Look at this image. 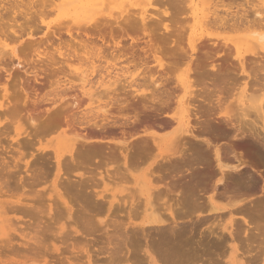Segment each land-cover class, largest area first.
Returning a JSON list of instances; mask_svg holds the SVG:
<instances>
[{
	"label": "bare ground",
	"instance_id": "1",
	"mask_svg": "<svg viewBox=\"0 0 264 264\" xmlns=\"http://www.w3.org/2000/svg\"><path fill=\"white\" fill-rule=\"evenodd\" d=\"M145 1L134 11H117L125 0H0V118L6 121L0 122V243L10 252L19 251L14 244L26 251L30 244L46 250L47 234L54 238L55 232L57 240L79 236L85 242L100 232L106 245L101 247L94 236L102 243L96 241L100 250L94 247L93 255L103 258L94 259L91 247L90 253L86 245L85 251L77 246L86 255L84 264L100 259L104 264H264V55L236 59L235 68L228 58H215L209 44L183 51L176 25L187 20L178 17L190 12L196 19L199 3ZM153 3L164 9L149 12L145 7ZM62 10L68 23L63 18L55 25L56 20L46 22ZM215 11L208 13L212 18H205L204 27H256L257 45L251 44L264 47L259 12L249 20ZM109 58L125 60L134 69L99 73L95 86L81 87L97 74L94 59ZM73 59L88 63V71L73 67ZM179 66H184L182 74ZM71 73L81 83L80 93L66 97L76 91L75 81L61 88L60 77ZM237 87L244 103L231 98ZM66 98H71L67 105ZM83 100L88 110H80L79 119L74 112V118L70 111ZM45 102L51 108L37 122L32 113ZM23 112L30 131L14 127ZM57 129L47 151L35 148ZM163 145L168 152L155 153ZM34 148L35 153L27 152ZM146 163L149 168L139 171ZM138 177L148 184L143 203L128 187L137 186ZM111 188L123 196L118 199ZM41 214L49 224L38 231L46 235H32L35 221L45 220ZM13 218L35 225L15 226ZM52 246L51 252L59 251ZM25 253L23 262L41 264L37 254L30 259Z\"/></svg>",
	"mask_w": 264,
	"mask_h": 264
},
{
	"label": "rangeland",
	"instance_id": "2",
	"mask_svg": "<svg viewBox=\"0 0 264 264\" xmlns=\"http://www.w3.org/2000/svg\"><path fill=\"white\" fill-rule=\"evenodd\" d=\"M197 1V3H199V11L197 12L198 13V16L196 17V19L195 18H192L191 17V14H190V12L189 13H187L186 14V16H184V15H179V19L180 18H182V19H186L187 21H184L185 23H181V24H178V25H176V27H179V29H180V32H181V35H180V42H179V44H180V47L183 49V51H186V52H190V47L191 46H194V45H196V46H198V48L201 46V45H203V44H209V46H208V51L211 53V54H217V55H215V58H219L220 56L223 58H228L227 60H229L230 62H233V64L232 65H234V67L236 68V64H237V67H238V63H236L237 61H236V59L238 60L239 58H242V57H244L245 59H247V60H249L250 58H252V56L255 54V53H258V54H260V55H264V47H253L254 45L253 44H256L255 43V40H256V37H254L255 36V34L252 32V30L254 29V28H256V27H253L252 29H249V30H247L248 28H247V26L245 25V26H243L242 28H241V30L239 31L238 29H236V30H231V29H223V30H221V29H218V30H216V29H212V28H210V27H204L205 25H204V21H205V24H206V20L207 19H209V17H211L212 18V16L210 15V14H213V11H215V13L217 14V15H219V16H221L222 15V17H225L226 16V18H237V16L239 17H242L241 15H244V17L245 16H247V19H252L253 18V12L254 13H258L259 12V14L261 15V18H264V0H220L219 1V3L220 4H217V5H215L213 2H214V0L212 1V0H196ZM213 3V4H212ZM154 4H156V3H153L152 5H149V6H146L145 8L147 9V10H149V12H151V13H154L155 11L156 12H160V11H162L164 8L163 7H160V6H158L157 4L156 5H154ZM146 5V1L145 0H129V1H127V0H125V3H122L120 6H119V8L117 9V11H120V10H128L129 8L130 9H133V11L134 10H136V9H139L140 7H143V6H145ZM211 5V6H210ZM220 5V6H219ZM215 6H217V7H215ZM222 6V7H221ZM129 7V8H128ZM127 8V9H126ZM202 8V9H201ZM215 8V9H214ZM67 9V8H66ZM129 9V10H130ZM263 10V11H261V10ZM128 10V11H129ZM132 11V10H131ZM256 11V12H255ZM60 12H62V13H64V15L62 14V16H61V13ZM58 11V12H54V13H52V14H50L49 15V18L47 17V19H45V20H47L46 22H48V23H52L53 22V20H56L55 21V23L53 22V25H55L56 24V22H57V20H58V23H59V19H61V18H63V20L61 19V22L62 23H68V21H67V19H68V14H65V12H63V10L62 11ZM202 12V13H201ZM67 13V12H66ZM208 13H210V14H208ZM58 14H60V15H58ZM171 13H169V15H170ZM235 14L237 15V16H235ZM59 16H61V17H59ZM233 16V17H232ZM67 17V19H65ZM250 17H252V18H250ZM205 18H207V19H205ZM210 18V19H211ZM210 19L209 20H207V22H209L210 21ZM64 20H66V21H64ZM195 20V21H194ZM197 20V21H196ZM234 20V19H233ZM20 21V20H19ZM22 21V20H21ZM60 22V23H61ZM166 24L167 25H171L170 24V22H169V20H167L166 21ZM52 25V26H53ZM173 25H171V27H172ZM238 30V31H237ZM139 34H141V35H139ZM131 35V34H130ZM135 33L133 34L132 33V37H134L135 38V36H136V38H137V35L139 36L138 38L139 39H141L142 41H144V40H146V38H144V36L145 35H142V33H138V34H136L135 36ZM64 37V39L66 40V39H68V37L67 36H63ZM146 37V36H145ZM37 39L39 38L40 39V37H36ZM137 38V39H138ZM38 39V40H39ZM37 40V41H38ZM125 40V39H124ZM58 40L56 39V40H54V45L55 46H57L58 44L57 43H60V42H57ZM67 41V40H66ZM126 42L128 41L129 42V40H125ZM208 41H210V42H213L214 43V45H212L211 43H208ZM127 42V43H128ZM251 42L253 43V44H251ZM57 44V45H56ZM100 44V43H99ZM210 45H212L211 46V48L212 49H210ZM257 45V44H256ZM63 49H62V52H66L67 50H68V48H67V50L66 49H64V48H66V46H63L62 47ZM64 50V51H63ZM78 52H79V50H77ZM67 53H68V51H67ZM79 53H82V51L80 50V52ZM75 60L76 59H73L71 62H70V64H72V65H74L73 67H75V68H81L80 66H82V68H81V70H84V71H88V67L89 66H86V64L88 65V63H83V62H78V61H76L75 62ZM108 60V61H107ZM107 60H104L103 61V59H101V60H96V59H94V61L93 62H95V64H94V66H95V71L97 72V74L96 73H94L93 74V76L92 77H89L90 78V80H89V78H88V80H89V82L87 83H83V84H81V87H84V89H88L89 88V86H95L96 85V83L97 82H99V73H101L102 74V72H103V74L105 73V74H107L105 71H109L110 73H111V75L113 76L114 74H121L122 72H126L127 70L129 71H133V65H130V64H127V62H124L125 60H118V61H112V60H110V58L109 59H107ZM74 64H73V63ZM80 63V64H79ZM82 63V64H81ZM99 63V64H98ZM79 66H78V65ZM85 64V65H84ZM127 65V66H126ZM86 66V67H85ZM99 67V68H98ZM184 67V66H183ZM182 66H179V70H178V73L179 74H182V72L184 71ZM102 70H101V69ZM123 68V69H122ZM87 69V70H86ZM99 69H100V72H99ZM122 70V71H121ZM90 72V71H89ZM67 73H68V70H67ZM69 74V73H68ZM72 74V73H71ZM70 74V75H71ZM70 75H67V77H60V82L61 83H63V84H60V86H61V88H68V87H70L71 85H72V83L73 82H69L71 85H68L67 86V82H68V80H70V81H75L74 82V84L72 85V87H76V91H75V88H73V90H74V92L72 93L71 91H73V90H71V91H68L67 92V94L65 95L66 97H71V96H74V94H76V95H78L79 96V93H80V84L79 83H76V78L77 77H75L74 76V74H72L71 76ZM72 76H74V77H72ZM75 78V79H74ZM78 79H79V77H78ZM78 79H77V82H79L78 81ZM63 81V82H62ZM91 82V83H90ZM68 83V84H69ZM93 83V84H92ZM95 83V84H94ZM64 84L66 85V86H64ZM84 84H88V86H83ZM92 84V85H91ZM64 86V87H63ZM239 92H240V87H237L236 89H235V91H234V94H233V96L231 97L232 99H233V101L234 102H236V104L237 103H244V101L246 100L245 98H243L241 95H239ZM17 94H19V93H17ZM19 96V95H18ZM22 96V95H21ZM242 97V98H241ZM231 98H230V100H231ZM19 99L21 100H23V96L22 97H20L19 96ZM21 100V101H22ZM66 100H67V98H66ZM229 100V99H228ZM243 100V101H242ZM21 101L18 103L19 105H21L22 103H21ZM84 101V103L82 102L81 104H80V106H79V109H75V111L74 110H72L70 107L69 108H67L65 105H63L62 107H64V108H66L65 110H68V111H70V110H72V111H70L71 113L73 112V117L75 118L76 117V114H77V117L76 118H78L79 119V116H80V112L82 111V110H84V109H86V110H88V108H86L87 107V101L86 100H83ZM14 102V101H13ZM71 102V98H68V100L66 101V102H64V104H69V103ZM250 102V101H249ZM86 107H85V106ZM22 106V105H21ZM21 106H19V108H21ZM85 107V108H84ZM37 108V107H36ZM35 108V109H36ZM49 108H51V104H49V102H45V103H41V105H39L38 106V108L36 109V110H34L33 112L34 113H32V118L35 120H37V122H41V120L43 121V120H45V116L47 115V114H45L46 112L45 111H47ZM84 108V109H83ZM22 109L23 108H21V110L20 111H22ZM29 109H31L30 107H29ZM70 109V110H69ZM81 110V111H80ZM19 111V112H20ZM67 112V111H66ZM65 112V113H66ZM76 114H75V113ZM41 113V114H40ZM44 113V114H43ZM24 114V115H23ZM43 114V115H42ZM68 114H69V112H68ZM19 115H21V117H19V120H17L15 123H14V127L15 128H17V129H21V127H23V130L25 129V130H27V131H30V127L28 126V124H27V117H28V115H25V113L23 112L22 114H20L19 113ZM45 115V116H44ZM65 115V114H64ZM67 115V114H66ZM65 115V116H66ZM70 115V114H69ZM68 115V116H69ZM42 117V119H41V117ZM71 116V115H70ZM44 117V118H43ZM64 117V116H63ZM40 120H39V119ZM68 118V117H67ZM1 120H0V122L1 123H5L6 121L1 117L0 118ZM64 119L66 120V117H64ZM69 119V118H68ZM71 119H72V116H71ZM71 119H69V120H67V121H70ZM61 120H63L62 118H61ZM64 127V126H63ZM62 128V127H61ZM76 130H78V132H81V131H79V127H77L76 126ZM18 130H16L15 131V133L17 132ZM61 131V129H57V132L54 134V135H50V136H45L44 138H42L41 139V141H40V144L38 145H35V148L37 149L38 147H42V148H44L45 150L51 145V143H52V140L54 139V137L59 133ZM159 131V130H158ZM161 131V130H160ZM159 131V132H160ZM76 133H77V131H76ZM160 133H162V132H160ZM164 133V132H163ZM12 135H14V133H12ZM166 147V145H163V146H160L157 150H156V152L155 153H160L161 152V154H165V152H168V150H166V149H164ZM35 148L33 149V150H28L27 152L28 153H31V152H33V153H35ZM47 151V150H46ZM155 151V150H154ZM147 168H149V165L146 163V165L144 166H142V169H141V167H140V170L139 171H142L143 173H144V171L145 170H147ZM257 169H260L261 170V167H258ZM53 173H54V169H53V171H52ZM51 172V173H52ZM138 173V172H137ZM138 174H140V172L138 173ZM51 177H53V176H51ZM50 179H52V178H50ZM50 179L48 178V182L50 181ZM138 181H137V186H133L132 187V185H134V183L133 182H131V183H133V184H130L128 187H129V189H130V191H131V189H132V195H134L135 196V198L137 199V196H140V197H138V198H140V199H138L139 200V202H141L142 201V203H143V200H144V198L146 197V195H147V186H148V184L146 185V181H143L142 180V178H139L138 177V179H137ZM62 181V180H61ZM47 182V184L48 185H46L45 186V188L46 187H48L49 186V183ZM139 182H141V184H139ZM112 189V188H111ZM134 189H136L137 190V192H135L136 190H134ZM62 189H60L59 188V191H61ZM117 188H113L111 191H112V194H115L117 197H118V199L120 198L119 196H123V194H118L117 193ZM134 191V192H133ZM139 191V192H138ZM62 192V191H61ZM60 192V193H61ZM117 193V194H116ZM136 194V195H135ZM125 195V194H124ZM142 199V200H141ZM46 210V209H45ZM45 210L43 209V212H45ZM42 212V213H43ZM46 213V212H45ZM102 213L103 212H101L100 213V215H102ZM44 214V213H43ZM42 215V214H41ZM40 215V216H41ZM104 215V214H103ZM39 216V215H38ZM39 216V217H40ZM42 216H44V215H42ZM39 217H37L38 219H39ZM41 218V217H40ZM45 220H43V219H39V220H42L41 222H39L38 223V221L36 220L35 222H37L36 223V225L38 224V225H40L39 227H38V225H37V227H36V231H34V229L35 228H33V227H35V226H33V227H31L30 228V231L31 232H29L28 231V229L26 230L27 232H29V233H38V235L40 236V234H45V233H40L39 234V232L42 230L43 232H44V228H46V226H48V225H46V223L48 222V220H47V222H46V217L44 216L43 217ZM14 220V221H13ZM13 220H12V222H13V225L15 224V223H17V224H15V226H18V224H20V225H29V224H27V223H30L31 225H33L32 224V222L31 221H33V223H34V220H31L30 222L29 221H27V219H24V220H21V219H19V221L16 219V218H13ZM22 221V223H23V221L24 222H26L25 224H22V223H20ZM43 221H45V222H43ZM64 221V220H63ZM15 222V223H14ZM19 222V223H18ZM45 223V224H44ZM66 223L67 222H65L64 224H65V227L67 228V225H66ZM69 223V222H68ZM67 223V224H68ZM46 225V226H44V225ZM48 224H49V222H48ZM31 225H29V226H31ZM34 225H35V223H34ZM43 227H42V226ZM70 225V224H69ZM68 225V226H69ZM23 226V227H24ZM41 227H42V229H41ZM18 228H21L20 226L18 227ZM65 228V229H66ZM40 229V231H38ZM68 229V228H67ZM54 230H56L55 228H54ZM53 230V231H54ZM34 231V232H33ZM41 231V232H42ZM68 231V230H67ZM50 233V232H49ZM53 233V232H52ZM56 233H57V230H56ZM95 233V232H94ZM92 234L91 233V235L92 236H90L91 238H92V240L91 241H88V240H90V238H88V239H85V240H87V241H85L84 242V240L82 241V240H80V237L78 236H76V238L77 239H73V237L75 238V236H73L72 238H71V236L70 237H68V238H71V240L70 239H68V240H65V239H63V240H59L60 238H58V240L59 241H61V242H59L58 240H57V235H55V232L53 233L54 234V236L56 237V240H55V237L53 238V237H51V236H53V235H51V233L48 235L47 234V236L48 237H46L45 235H42L43 237L45 236V238H47V239H45V238H43V244H45V242H46V244L45 245H43V246H46V247H48V248H46V250H45V247L42 249V246L40 245V247H41V249L40 248H38L39 247V245L37 246V245H34V244H30V247H28V251H26L25 249H27V248H21V247H18L17 246V244H14L13 246H14V248H18L19 249V251L18 250H16L15 249V252L14 251H11L10 252V250H7L1 243H0V245L1 246H3L2 248L4 249H1V246H0V264H31L30 262H27V259H26V262H23V260L25 261V259H23V256H21L24 252H26L25 253V255H27V257L29 256L30 257V259L33 257H36L35 259H37L38 257L37 256H39V260H40V263L41 264H69L70 262H68V261H71L73 264H75L76 263V261L78 262V260H79V263L78 264H81L80 263V261H81V256H78L77 254H76V249H78L79 250V248H77V246L78 247H80V248H83L85 245L87 246H85L84 248H86L87 250H88V248L89 247H91L92 248V250H93V252H92V255L94 254V252L96 251V252H98L97 250L99 249L100 250V248H99V246L98 245H96L95 243H97L98 242V244H101L102 242L103 243H105V237L103 238L104 240L102 241V237L103 236H101V234H100V232H98V235H97V237L100 235L101 236V238L100 237H98V239H100L102 242H100L99 243V241H98V239L96 240V233L95 234ZM32 234V235H33ZM67 234H70V233H67ZM32 235H30V236H32ZM51 235V236H50ZM96 238H95V237ZM51 237V238H50ZM0 239H1V237H0ZM51 239V240H50ZM67 239V238H66ZM81 239H83L82 237H81ZM94 239V240H93ZM16 241L15 242H18V243H20L21 241H19L18 239H15ZM73 240V241H72ZM78 242H77V241ZM45 241V242H44ZM54 243H53V242ZM68 241H72V243H74V245L76 246V248H74V249H72L73 247H75L74 245H71V243L70 242H68ZM74 241H76L77 242V244L74 242ZM92 241L94 242V244H91L92 243ZM97 241V242H96ZM48 242V243H47ZM50 242V243H49ZM64 242V243H63ZM65 242H67V243H65ZM86 242H88V243H86ZM102 243V244H103ZM57 244V245H56ZM101 244V247L102 246H105L106 245V243L105 244H103L102 245ZM34 245V246H33ZM52 245H55L56 247H58L59 248V251L58 252H51V250H52V247H53V249L55 248L54 246H52ZM94 245V246H93ZM6 246V245H5ZM34 248H33V247ZM35 246H36V248H35ZM72 248H71V247ZM65 247H67V249L65 248ZM94 247H96L95 248V251H94ZM30 248V249H29ZM83 248V251H85V249ZM6 249V250H5ZM35 249V250H34ZM70 249H72V250H74V251H70ZM39 250V251H38ZM42 250H45L44 252L42 251ZM70 251V253L72 254V253H74L75 255H76V257L72 254V255H70L69 254V252H66V251ZM89 250H91V249H89ZM88 250V251H89ZM3 251V252H2ZM16 251L19 253V255H17L18 253H16ZM30 251V252H29ZM36 251V252H35ZM64 251H65V253H64ZM80 251H82V249L81 250H79V251H77V253H79ZM82 251V252H83ZM5 252V253H4ZM8 252V253H7ZM13 252V254L12 255H9V254H11ZM23 252V253H22ZM27 252L29 253V254H27ZM80 253V254H84V252L83 253ZM90 252V251H89ZM2 253H4V254H2ZM16 253V254H15ZM42 253H44V254H46V255H44V254H42ZM91 253V252H90ZM15 254V255H14ZM33 254H37V256L36 255H33ZM52 254V255H51ZM98 253H95V255H96V257L98 258V256L99 255H97ZM3 255V256H2ZM32 255V256H31ZM44 255V257H42ZM60 255V256H59ZM64 255V256H63ZM91 255V254H90ZM91 255V256H92ZM2 256V257H1ZM15 256V257H14ZM51 256V257H50ZM74 256V257H73ZM19 257H22V259L21 258H19ZM46 257V258H45ZM79 257H80V259H79ZM83 258H82V261L81 262H83V261H85L86 260V255L84 254L83 256H82ZM93 257H94V259L96 258L94 255H93ZM92 257V258H93ZM100 257V256H99ZM102 257V256H101ZM100 257V258H101ZM25 258V257H24ZM40 258H42V259H40ZM68 258V259H67ZM71 258H75L76 260H73V259H71ZM103 258V257H102ZM101 258V259H102ZM29 259V258H28ZM68 261H67V260ZM70 259V260H69ZM85 259V260H84ZM94 259H91L92 261L94 260ZM101 259H100V261L98 262L97 261V259L95 260L96 262H98L99 264H102L103 262L105 263V261H101ZM74 261V262H73ZM94 262V261H93ZM92 262V263H93ZM85 262H83L82 264H84ZM95 263V262H94ZM98 263H96V264H98ZM103 263V264H104ZM71 264V263H70ZM77 264V263H76ZM86 264H87V262H86Z\"/></svg>",
	"mask_w": 264,
	"mask_h": 264
}]
</instances>
